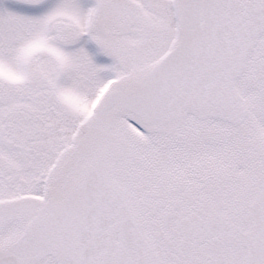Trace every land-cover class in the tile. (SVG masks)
I'll list each match as a JSON object with an SVG mask.
<instances>
[{
  "label": "snow or ice",
  "instance_id": "6c2138e0",
  "mask_svg": "<svg viewBox=\"0 0 264 264\" xmlns=\"http://www.w3.org/2000/svg\"><path fill=\"white\" fill-rule=\"evenodd\" d=\"M0 264H264V0H0Z\"/></svg>",
  "mask_w": 264,
  "mask_h": 264
}]
</instances>
